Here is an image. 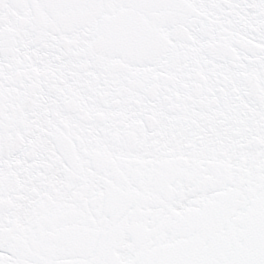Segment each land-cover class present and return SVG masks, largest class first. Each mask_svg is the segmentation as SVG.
<instances>
[{
  "label": "snow or ice",
  "instance_id": "obj_1",
  "mask_svg": "<svg viewBox=\"0 0 264 264\" xmlns=\"http://www.w3.org/2000/svg\"><path fill=\"white\" fill-rule=\"evenodd\" d=\"M0 264H264V0H0Z\"/></svg>",
  "mask_w": 264,
  "mask_h": 264
}]
</instances>
